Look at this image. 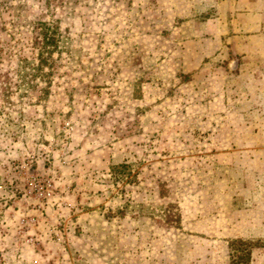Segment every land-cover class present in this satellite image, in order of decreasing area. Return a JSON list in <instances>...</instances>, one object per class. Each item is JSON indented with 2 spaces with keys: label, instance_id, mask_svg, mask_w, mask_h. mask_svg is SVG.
Wrapping results in <instances>:
<instances>
[{
  "label": "rangeland",
  "instance_id": "1",
  "mask_svg": "<svg viewBox=\"0 0 264 264\" xmlns=\"http://www.w3.org/2000/svg\"><path fill=\"white\" fill-rule=\"evenodd\" d=\"M260 24L264 0H0V264H230L262 194L229 63Z\"/></svg>",
  "mask_w": 264,
  "mask_h": 264
},
{
  "label": "crops",
  "instance_id": "2",
  "mask_svg": "<svg viewBox=\"0 0 264 264\" xmlns=\"http://www.w3.org/2000/svg\"><path fill=\"white\" fill-rule=\"evenodd\" d=\"M232 49L240 56L229 63L230 71H236L235 81L239 83L235 96L239 103L242 101L237 112L242 120L247 118L239 127L243 135H246L240 144L249 150L247 158H238L243 162H254L256 166L248 170L245 168L247 178L253 185H247L246 189L243 186V189L248 193L262 194V197L254 199L252 210H245L252 211V214L249 212L237 220L235 226L239 230L232 239L227 240L228 248L234 239L264 241V25L260 24L256 30L251 31L245 42H238ZM232 159L234 161V157ZM250 264H264V249L252 251Z\"/></svg>",
  "mask_w": 264,
  "mask_h": 264
},
{
  "label": "trees",
  "instance_id": "3",
  "mask_svg": "<svg viewBox=\"0 0 264 264\" xmlns=\"http://www.w3.org/2000/svg\"><path fill=\"white\" fill-rule=\"evenodd\" d=\"M246 247L247 243L243 240L230 241L231 264H250L252 248Z\"/></svg>",
  "mask_w": 264,
  "mask_h": 264
}]
</instances>
